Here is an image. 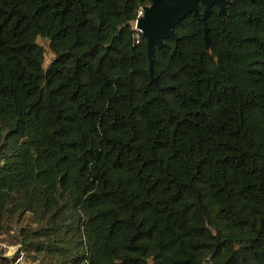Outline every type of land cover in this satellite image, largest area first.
<instances>
[{
    "label": "trees",
    "instance_id": "16d2710c",
    "mask_svg": "<svg viewBox=\"0 0 264 264\" xmlns=\"http://www.w3.org/2000/svg\"><path fill=\"white\" fill-rule=\"evenodd\" d=\"M150 1L0 0V231L34 264H264V0L214 5L209 50L187 14L156 81Z\"/></svg>",
    "mask_w": 264,
    "mask_h": 264
},
{
    "label": "water",
    "instance_id": "95a60500",
    "mask_svg": "<svg viewBox=\"0 0 264 264\" xmlns=\"http://www.w3.org/2000/svg\"><path fill=\"white\" fill-rule=\"evenodd\" d=\"M230 2L231 0H151L149 4L142 7L143 14L136 19L135 27L146 40L148 71L153 81H156L152 75L154 51L156 48L163 47L166 39L178 40L174 31L175 25L187 14H193L203 23L204 45L205 49L209 50L210 41L206 19L214 5L218 7V14L225 17ZM199 3L203 5L202 11L198 9Z\"/></svg>",
    "mask_w": 264,
    "mask_h": 264
},
{
    "label": "rangeland",
    "instance_id": "374dc122",
    "mask_svg": "<svg viewBox=\"0 0 264 264\" xmlns=\"http://www.w3.org/2000/svg\"><path fill=\"white\" fill-rule=\"evenodd\" d=\"M37 43H39L44 50V56H43V67H46L49 63V61L53 57V53L51 52L48 44V40L42 37L37 38ZM26 216L20 219V221H23ZM30 218V216H29ZM23 223H12L6 227H4L0 231V264H2L1 258L8 257V258H17L19 264H34L31 260V252L25 251L21 247L20 238L18 237V232L21 227H23ZM32 226H34V223L25 224V227L32 230Z\"/></svg>",
    "mask_w": 264,
    "mask_h": 264
},
{
    "label": "built area",
    "instance_id": "2783aa9c",
    "mask_svg": "<svg viewBox=\"0 0 264 264\" xmlns=\"http://www.w3.org/2000/svg\"><path fill=\"white\" fill-rule=\"evenodd\" d=\"M142 14H143V9H142V7H140V8L138 9V11H137V18L140 17V16H142ZM137 18H136V19H137ZM136 19H135L134 22H133V26H134V28H136V27H135Z\"/></svg>",
    "mask_w": 264,
    "mask_h": 264
},
{
    "label": "clouds",
    "instance_id": "9594fccd",
    "mask_svg": "<svg viewBox=\"0 0 264 264\" xmlns=\"http://www.w3.org/2000/svg\"><path fill=\"white\" fill-rule=\"evenodd\" d=\"M139 31V30H138Z\"/></svg>",
    "mask_w": 264,
    "mask_h": 264
}]
</instances>
